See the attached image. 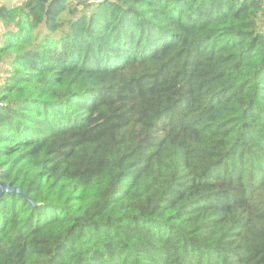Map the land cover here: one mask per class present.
Wrapping results in <instances>:
<instances>
[{
	"label": "trees",
	"instance_id": "16d2710c",
	"mask_svg": "<svg viewBox=\"0 0 264 264\" xmlns=\"http://www.w3.org/2000/svg\"><path fill=\"white\" fill-rule=\"evenodd\" d=\"M0 264H264V0H0Z\"/></svg>",
	"mask_w": 264,
	"mask_h": 264
},
{
	"label": "water",
	"instance_id": "95a60500",
	"mask_svg": "<svg viewBox=\"0 0 264 264\" xmlns=\"http://www.w3.org/2000/svg\"><path fill=\"white\" fill-rule=\"evenodd\" d=\"M1 191H7L8 193H17L21 196H24L18 189H10L7 185L0 184Z\"/></svg>",
	"mask_w": 264,
	"mask_h": 264
},
{
	"label": "rangeland",
	"instance_id": "374dc122",
	"mask_svg": "<svg viewBox=\"0 0 264 264\" xmlns=\"http://www.w3.org/2000/svg\"><path fill=\"white\" fill-rule=\"evenodd\" d=\"M11 3H13V5L19 4L21 2V0H9ZM264 28V27H263ZM1 29V26H0Z\"/></svg>",
	"mask_w": 264,
	"mask_h": 264
},
{
	"label": "built area",
	"instance_id": "2783aa9c",
	"mask_svg": "<svg viewBox=\"0 0 264 264\" xmlns=\"http://www.w3.org/2000/svg\"><path fill=\"white\" fill-rule=\"evenodd\" d=\"M98 1H101V0H98Z\"/></svg>",
	"mask_w": 264,
	"mask_h": 264
}]
</instances>
